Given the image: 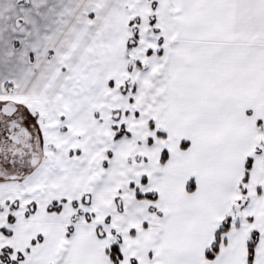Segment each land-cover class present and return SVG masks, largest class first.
Segmentation results:
<instances>
[{
  "label": "snow or ice",
  "instance_id": "1",
  "mask_svg": "<svg viewBox=\"0 0 264 264\" xmlns=\"http://www.w3.org/2000/svg\"><path fill=\"white\" fill-rule=\"evenodd\" d=\"M0 264H264V0H0Z\"/></svg>",
  "mask_w": 264,
  "mask_h": 264
}]
</instances>
